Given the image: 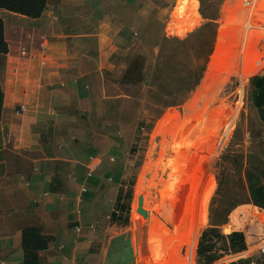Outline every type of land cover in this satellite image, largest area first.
I'll list each match as a JSON object with an SVG mask.
<instances>
[{"label": "rangeland", "instance_id": "374dc122", "mask_svg": "<svg viewBox=\"0 0 264 264\" xmlns=\"http://www.w3.org/2000/svg\"><path fill=\"white\" fill-rule=\"evenodd\" d=\"M105 49L94 111L128 140L134 264H264V122L252 100L253 77L264 75V0H168L131 50ZM36 127L48 149L58 145L48 120Z\"/></svg>", "mask_w": 264, "mask_h": 264}, {"label": "crops", "instance_id": "0c3cea01", "mask_svg": "<svg viewBox=\"0 0 264 264\" xmlns=\"http://www.w3.org/2000/svg\"><path fill=\"white\" fill-rule=\"evenodd\" d=\"M166 3L48 0L38 18L0 7L9 46L0 53V264H25L29 228L48 238L38 264L136 261L122 198L128 140L120 122L97 115L94 103L106 45L131 50ZM47 120L59 136L51 150L36 127ZM9 156L25 165L10 166Z\"/></svg>", "mask_w": 264, "mask_h": 264}, {"label": "trees", "instance_id": "16d2710c", "mask_svg": "<svg viewBox=\"0 0 264 264\" xmlns=\"http://www.w3.org/2000/svg\"><path fill=\"white\" fill-rule=\"evenodd\" d=\"M48 0H0V7L9 11L22 14L32 18L40 17L47 5ZM9 50L8 42L5 37V24L2 17H0V53H7ZM127 76V75H126ZM5 92L0 85V121L4 107ZM252 100L258 110V115L264 122V75H255L252 80ZM185 153L181 158H178V163L183 164ZM216 157L211 158L206 163V169H209ZM165 195V193L161 194ZM197 226V224H196ZM197 237L199 229H196ZM23 247L26 250L25 264H38L39 249L48 246V238L40 235L37 230L33 228L26 229L23 235ZM197 249L203 254L207 252L208 244L206 233L202 230L201 235L197 240Z\"/></svg>", "mask_w": 264, "mask_h": 264}, {"label": "built area", "instance_id": "2783aa9c", "mask_svg": "<svg viewBox=\"0 0 264 264\" xmlns=\"http://www.w3.org/2000/svg\"><path fill=\"white\" fill-rule=\"evenodd\" d=\"M117 212L120 213L119 210H118ZM259 250H260V253H261L262 261H264V244H262V245L259 247Z\"/></svg>", "mask_w": 264, "mask_h": 264}]
</instances>
